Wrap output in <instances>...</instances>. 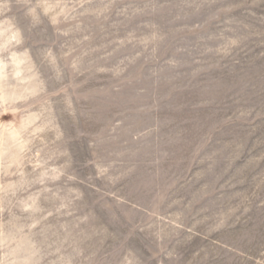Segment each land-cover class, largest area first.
<instances>
[{
    "label": "rangeland",
    "instance_id": "obj_1",
    "mask_svg": "<svg viewBox=\"0 0 264 264\" xmlns=\"http://www.w3.org/2000/svg\"><path fill=\"white\" fill-rule=\"evenodd\" d=\"M0 264H264V0H0Z\"/></svg>",
    "mask_w": 264,
    "mask_h": 264
}]
</instances>
